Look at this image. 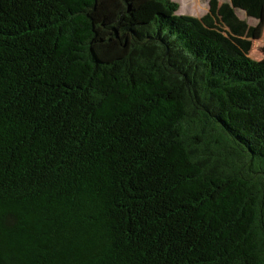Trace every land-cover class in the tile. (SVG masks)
<instances>
[{
	"label": "trees",
	"instance_id": "16d2710c",
	"mask_svg": "<svg viewBox=\"0 0 264 264\" xmlns=\"http://www.w3.org/2000/svg\"><path fill=\"white\" fill-rule=\"evenodd\" d=\"M179 7L0 0V264H264V0Z\"/></svg>",
	"mask_w": 264,
	"mask_h": 264
},
{
	"label": "rangeland",
	"instance_id": "374dc122",
	"mask_svg": "<svg viewBox=\"0 0 264 264\" xmlns=\"http://www.w3.org/2000/svg\"><path fill=\"white\" fill-rule=\"evenodd\" d=\"M179 3L178 15L195 19L199 25L212 29L219 25L223 12L230 6V0H174ZM240 19L246 20L249 25H256L259 20L246 16L243 11L237 10ZM263 30L259 38L252 40L249 56L257 61L264 62V13L262 17Z\"/></svg>",
	"mask_w": 264,
	"mask_h": 264
}]
</instances>
